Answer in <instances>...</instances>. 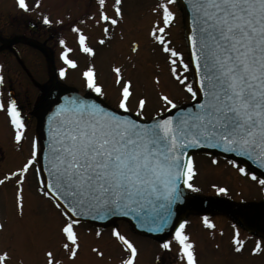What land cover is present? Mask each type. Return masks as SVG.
<instances>
[{
    "label": "snow or ice",
    "instance_id": "1",
    "mask_svg": "<svg viewBox=\"0 0 264 264\" xmlns=\"http://www.w3.org/2000/svg\"><path fill=\"white\" fill-rule=\"evenodd\" d=\"M96 10L87 20L94 21L100 29L96 43L105 45L114 29L123 20L122 0H115L109 15L106 0H95ZM189 21L186 37L189 61L184 54L170 47L167 29L175 19L170 6L177 0H160L153 9L156 20L148 31V37L163 54L170 78L177 82L194 101L193 106L166 117L176 103L164 92L158 93L162 110L144 121L143 109L146 98L141 95L135 101V111L129 109L133 96L132 81L125 79L122 68L112 66L114 85L117 89L115 107L108 109L95 99L82 95L65 96L47 118L46 142L38 137L31 140L30 153L15 170L0 177V184L14 180L15 212L24 217L23 188L28 173H32L36 191L51 201L63 217L58 226L59 248L68 260H74L81 247L76 231L82 219L104 220L110 216L135 217L138 226L150 233H160L169 225L172 205L184 195L180 185L192 192L199 191L190 181L195 176L192 157L185 149L202 146L221 149L242 158L239 163H228L241 176L256 181L264 190V179L246 169L251 162L264 170V0H180ZM23 13L40 8L41 0H15ZM45 26L61 25V19H51L47 14L40 17ZM69 25L75 34V42L81 53L95 56V49L88 37L77 25ZM62 51L60 60L69 68L78 64L68 54L72 49L64 39L59 40ZM139 45L135 42L131 52ZM189 67L195 69V82L199 90L187 83L183 73ZM64 67L59 69L65 78ZM83 88L89 95L103 97L104 86L98 82L94 64L88 63L80 73ZM2 82V78H0ZM159 84V77L154 78ZM12 130V140L22 143L26 124L14 100L0 104ZM137 117L136 119L132 118ZM159 117V118H157ZM43 160V169L36 168ZM213 165L217 160L211 161ZM46 173V181L42 175ZM216 194H227L226 187L212 185ZM204 228L215 225L207 216L201 218ZM189 222L183 219L172 225L170 239L159 244L163 250L175 245L177 256L183 264H196L194 244L186 233ZM3 225H0V229ZM223 233H221L222 235ZM95 236L99 238L98 230ZM114 242L122 249L119 264H134L138 249L116 227L110 231ZM246 239L233 225L229 247L231 252L243 253ZM91 252L102 257L97 247ZM264 251V236L256 239L249 249L251 255ZM45 264H61L51 249L43 251ZM8 250L0 251V264L9 259Z\"/></svg>",
    "mask_w": 264,
    "mask_h": 264
},
{
    "label": "rangeland",
    "instance_id": "2",
    "mask_svg": "<svg viewBox=\"0 0 264 264\" xmlns=\"http://www.w3.org/2000/svg\"><path fill=\"white\" fill-rule=\"evenodd\" d=\"M33 2L34 0H28L30 5ZM114 2L115 0L105 2V10L109 15H113ZM159 2L160 0H122L120 6L123 20L114 29L106 44L100 45L96 43L101 35L100 29L94 26V21L87 20V16L92 15L96 10L95 0H41L40 8L32 13L21 12L15 0H0V33L5 37L26 34L46 43L55 59L54 67L58 81L79 89H83L81 71L87 67L88 63L94 64L98 82L104 86V100H106L104 102L112 108L116 104L117 89L113 83L114 73L111 72V67H121L124 78L132 81L133 96L129 101V109L134 112L135 101L143 95L147 101L143 116L144 119H149L162 110V102L158 99L159 92L167 94L176 105L192 100L190 94L170 78L163 54L156 50V46L148 37V31L157 18L153 9ZM170 7L175 12V19L171 27L167 29V38L170 40V47L182 52L187 62L181 11L177 3ZM42 14H47L51 19H61L63 23L51 27L45 26L40 19ZM77 20H84L83 25L77 26L88 37L87 43L95 49V56L92 58L79 51L75 34L70 31L69 25ZM29 21L36 23L34 31L27 29L26 24ZM61 39H64L66 46L72 49L68 57L77 62V68H69L60 60L59 54L62 48L59 40ZM134 42L139 45L135 53L130 50ZM15 50L26 72L16 66L11 54L6 52L3 57H0V78H2L0 104L7 105L9 99L6 88L18 82L14 85L17 88L13 87L14 99L17 102L20 99L23 100L21 105L26 107L24 112L27 108L30 110L27 111L28 113L25 112L28 117L25 120L26 130L22 143L19 145L13 142L12 130L5 114L0 112V177L20 166L30 153L35 130V117L31 114V110L37 98V90L33 88L32 81L41 84L47 78L45 59L38 51L25 45H17ZM61 67H64L66 71L63 79L59 76ZM183 75L187 78V83L192 85L189 69ZM155 77H159V84L154 83ZM24 101H26L25 104H23ZM213 159L217 160V164L211 163ZM192 160L196 174L190 182L199 191L192 192L186 189L187 192L207 197L216 194L212 188L213 184L226 187L227 194L221 195L227 198L230 206L234 208L258 202L263 198L264 190L260 185L246 176H241L231 167L228 159L208 154H194ZM34 171L35 168L28 173L24 183L23 219H19L15 212L14 180L0 184V225H3L0 229V251L8 250L10 257L5 264H45L43 256L45 249H51L61 264H119L122 249L110 236L113 227L132 241L138 249L134 264L153 263L157 257L166 264H183L177 256L175 245L171 250H163L159 247L160 241L137 237L122 221L113 222L110 226L99 229L79 224L76 231L81 247L77 257L74 260H68L63 250L59 248L58 226L63 217L51 201L43 198L36 191L32 174ZM202 217L193 214L183 219L189 222L186 233L194 244L196 264H264V251L256 255H251L249 252L255 240L259 238L239 229L238 225L236 226L227 216H207L215 228L219 229L212 232L202 226ZM233 225L239 230L240 237L246 239L244 251L240 255L231 252L229 247ZM98 230L101 232L99 238L95 236ZM91 247H97L103 256H96L91 252Z\"/></svg>",
    "mask_w": 264,
    "mask_h": 264
},
{
    "label": "water",
    "instance_id": "3",
    "mask_svg": "<svg viewBox=\"0 0 264 264\" xmlns=\"http://www.w3.org/2000/svg\"><path fill=\"white\" fill-rule=\"evenodd\" d=\"M179 5L182 8V15H183V21H184V30H185V39L187 35L189 34V21L188 17L186 15V12L184 8L182 7V4L180 0H177ZM32 28V26H29ZM18 42H25L30 45H33L40 49L47 61V70H48V80L47 82L40 88L41 92L39 94V97L37 99L36 105L34 107V115L37 118L36 122V130H35V137L40 138L41 144L43 145L46 142V125H47V118L51 114V112L54 110L57 104L61 102V99L65 96H75V95H82L85 98H90V99H95L97 102L102 103L103 106L107 107L106 105L103 104V102L98 98L93 95H87L80 93L76 91L73 88L66 87L60 83H58L55 79L54 75V69L52 66V60L50 57V54L48 51L40 44L33 42L31 40H26V39H21V38H16L11 41H3V46H10ZM187 44V41H186ZM188 50V47H187ZM190 59V58H189ZM192 73H193V83H194V90L198 91L199 86L196 85L195 82V69L191 67ZM197 101H193L192 103L188 105H181L177 106L175 109L171 111V113H166L163 116H167L169 114L175 116L177 112L182 111L188 107L193 106ZM108 108V107H107ZM110 109V108H108ZM132 118L136 119L137 117L133 116ZM159 118V117H157ZM151 121V120H150ZM148 121V122H150ZM191 152H207V153H215V154H220V155H226L231 158H235L239 161H241L242 158L236 157L233 153H226L223 152L221 149H216V148H210L206 146L198 147V148H190V149H185V154L190 156ZM246 166L250 167L252 170H254L259 176H261L264 179V170H260L257 168L256 165L252 164L251 162H245L244 163ZM37 168L43 169V160L41 159L40 161L37 162ZM46 173L42 175V180L46 181ZM183 193V185H180ZM218 202L215 200L211 201H204V200H199L194 197H190L184 193V195L181 197L179 201H177L175 204L172 205V216L170 219L169 225L165 228L163 232L160 233H150L147 231L146 228H141L138 226V221L136 220L135 217L129 216V217H124V216H110L104 220H93L91 218H85L82 219V221H88L92 222L95 225L97 224H106L112 219H118V218H125L126 220L129 221L130 225L132 226V230L140 233V234H147L153 237H158L161 238L162 236L170 233L172 229V225L175 224L180 217L184 216L186 213L195 211V210H204L207 208H211L213 206L218 205ZM220 208L227 212L232 214L241 224L242 226L251 231V232H256L261 236H264V201H262L260 204L247 207L244 209L240 210H229L226 208L225 204H220Z\"/></svg>",
    "mask_w": 264,
    "mask_h": 264
},
{
    "label": "flooded vegetation",
    "instance_id": "4",
    "mask_svg": "<svg viewBox=\"0 0 264 264\" xmlns=\"http://www.w3.org/2000/svg\"><path fill=\"white\" fill-rule=\"evenodd\" d=\"M0 35H1V34H0ZM0 37H1V36H0ZM23 109H24V106H23V107H21L20 111H21V112H23ZM24 110H25V109H24Z\"/></svg>",
    "mask_w": 264,
    "mask_h": 264
}]
</instances>
